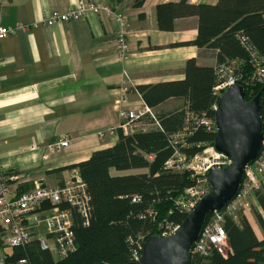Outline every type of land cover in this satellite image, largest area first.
<instances>
[{
	"label": "crops",
	"instance_id": "obj_1",
	"mask_svg": "<svg viewBox=\"0 0 264 264\" xmlns=\"http://www.w3.org/2000/svg\"><path fill=\"white\" fill-rule=\"evenodd\" d=\"M79 1L0 0L1 24L17 29L0 41L4 60L0 66V164L7 175L20 178L10 183L15 199L27 184L44 181L46 187H58L82 180L79 170L69 167L117 145L122 130L104 137L101 133L123 122L116 106L123 86L128 88L130 105L140 107L146 104L140 87L184 81L189 60H196L200 67L219 65V50L190 44L199 37L197 16L175 19L173 29L159 27V6L183 0H145L142 6L138 0H89L110 6L125 19L130 46L126 58L118 55L116 46L120 25L107 13L88 11L79 21L52 27L42 24L47 14L66 13ZM219 1L188 0V4L215 6ZM151 108L155 115L174 112L186 109L187 100L172 97ZM143 123L135 126L134 133L154 127L147 120ZM62 138L70 140L69 147L50 153L47 146ZM145 172L110 170L113 176ZM49 210L45 204L36 218L42 221ZM245 215L256 236L264 239L257 215L249 211ZM30 226V246L40 245L44 237L50 244L55 242L42 222L31 220ZM4 245H0V264H9L7 257L14 249Z\"/></svg>",
	"mask_w": 264,
	"mask_h": 264
},
{
	"label": "trees",
	"instance_id": "obj_2",
	"mask_svg": "<svg viewBox=\"0 0 264 264\" xmlns=\"http://www.w3.org/2000/svg\"><path fill=\"white\" fill-rule=\"evenodd\" d=\"M144 1L138 0L137 5L142 6ZM158 12L161 29H173L177 18L197 16L199 37L190 44L219 50V65L237 62L236 74L242 76L246 100H252L262 90L264 85L252 80L251 52L241 43L239 35L248 36L254 51L264 56V0H220L215 6L190 5L188 0H183L178 4L161 5ZM218 83L216 67H200L196 60H189L184 81L140 87L139 92L149 107H157L174 97L187 100V108L156 114L160 127L129 135L121 131L116 146L97 151L88 161L69 167L79 170L93 205L88 227L84 226L75 208L62 205V208L71 209L75 220L76 250L72 254L56 261L49 250L29 245L13 248L7 262L26 258L31 264H133L132 246L139 237L146 240L162 235L169 225L180 226L186 215L178 209L176 200L193 182L187 172L164 169L174 153L170 138L183 128L188 112L215 117L213 108L219 101L215 91ZM263 109L264 94L261 115ZM147 121L154 124L152 119ZM214 140V134L200 128L189 142L211 144ZM203 149L194 146L185 149V154L194 157ZM146 153L154 154V161H148L144 157ZM111 169L147 172L113 176ZM135 196L139 197L137 202H133ZM258 200L264 212L261 192ZM257 218L264 230V215L257 213ZM225 227L232 250L229 256L215 253L202 258L191 255L190 264H264V239L256 236L244 216L241 225L228 218Z\"/></svg>",
	"mask_w": 264,
	"mask_h": 264
},
{
	"label": "built area",
	"instance_id": "obj_3",
	"mask_svg": "<svg viewBox=\"0 0 264 264\" xmlns=\"http://www.w3.org/2000/svg\"><path fill=\"white\" fill-rule=\"evenodd\" d=\"M88 11H93L97 14L107 13L118 22L120 25L116 38L118 55L121 58L129 56L128 26L125 19L121 15L116 14L110 6L89 0H80L76 7L71 8L66 13L53 12L47 14L42 24L52 27L56 24L79 21L86 17ZM2 15L3 8L0 7V41L15 34L17 31V29L4 27L1 24ZM239 40L251 52L249 64L253 68L252 80L264 85V56L254 51L249 44L248 36L239 35ZM3 63L4 60L0 57V66ZM237 65H239L237 62L232 61L218 66L216 72L219 83L215 87V91L219 98L231 86L242 85V76L236 74ZM116 106L123 122L119 128H111L107 132L101 133V137H104L106 133L111 134L117 129L129 135L134 133L136 125L143 123L147 119L154 121V124H150L151 126L160 127L155 112L151 107L146 104L140 107L130 105L126 86L121 88V96ZM213 110L216 112L217 105L214 106ZM261 117L264 128V109ZM200 128L216 135L215 117L210 118L205 115L200 116L194 112H188L185 117L184 127L170 138L174 153L164 165L165 170L190 174L193 184L186 188L184 193L176 200L178 209L186 216L197 207L201 200L211 193L212 187L206 177L210 169L216 165L227 166L230 163L226 156L215 152L214 142L211 144L203 142L193 144L189 142L191 136ZM69 145L70 140L62 138L49 144L47 150L50 153L60 152L62 149L69 147ZM194 146L203 147L204 149L194 157L187 156L185 149H190ZM146 158L153 161L155 155L148 154ZM19 180L18 176L7 175L0 164V233L3 235L4 243L11 248L27 247L33 239L30 226L31 220L36 221V223L42 222L47 229L48 235L53 236L55 242L50 244L48 237H44L40 240V247L49 250L60 260L67 258L76 250L75 220L70 208L77 210L85 227L89 226L93 212L92 198L87 191L85 183L77 178L75 181H70L58 187L42 188L40 184H36L33 190L25 192L15 199L11 192L10 183ZM263 185L264 142L256 161L246 167L244 179L238 192L228 204L221 210L210 214L206 220L201 236L194 244L191 255L208 258L216 253L228 257L231 253V248L225 227L226 221L228 218H235L239 213L249 208ZM138 200V196L133 198V202ZM45 204L50 205L49 213L42 221H39L36 218V212ZM62 205H67L70 208H62ZM178 228L179 226L173 227L169 225L162 233V236H170ZM144 242V238L139 237L132 246L134 263L139 261L142 256ZM9 264L31 263L28 259L23 258Z\"/></svg>",
	"mask_w": 264,
	"mask_h": 264
},
{
	"label": "water",
	"instance_id": "obj_4",
	"mask_svg": "<svg viewBox=\"0 0 264 264\" xmlns=\"http://www.w3.org/2000/svg\"><path fill=\"white\" fill-rule=\"evenodd\" d=\"M263 94L264 87L248 101L242 85H233L222 94L215 112L217 133L213 147L230 163L210 169L206 177L212 187L211 193L185 217L172 235H154L146 239L141 258L133 264H190L191 251L208 216L232 200L240 189L246 167L261 152L264 142L261 117ZM40 185L46 188L44 181ZM35 186L34 183L21 186L20 193L33 190ZM0 245L5 246L2 234Z\"/></svg>",
	"mask_w": 264,
	"mask_h": 264
},
{
	"label": "rangeland",
	"instance_id": "obj_5",
	"mask_svg": "<svg viewBox=\"0 0 264 264\" xmlns=\"http://www.w3.org/2000/svg\"><path fill=\"white\" fill-rule=\"evenodd\" d=\"M218 66H220V65H218ZM218 66L216 67V70H217V68H218ZM239 85V84H238ZM243 86V85H242ZM140 127L141 128H144V129H148L149 127H145V126H143V125H140ZM134 129H135V127H134ZM140 129V128H139ZM138 129V130H139ZM151 129V128H150ZM263 131H264V128H263ZM135 132V131H134ZM256 161V160H255ZM253 163V162H252ZM259 192H261V194L262 195H264V185H263V187H262V189H260V191ZM258 192V193H259ZM258 193H257V196H256V198H254L253 199V201H252V203H251V206L249 207V208H247L245 211H243V212H241V213H239L235 218H233V220H235V222H236V224H238V225H241V218H242V216H244L245 218H246V215H245V212L246 211H249L251 214H252V216H255L256 217V215H257V213L258 212H260V213H262L263 215H264V212H263V210H262V208H261V206H260V203H259V200H258ZM253 202H255V203H253ZM231 252H232V250H231Z\"/></svg>",
	"mask_w": 264,
	"mask_h": 264
}]
</instances>
